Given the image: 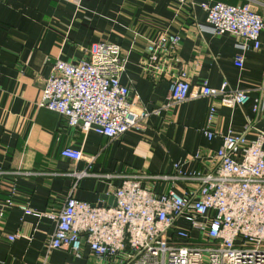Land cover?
<instances>
[{"label": "crops", "instance_id": "crops-1", "mask_svg": "<svg viewBox=\"0 0 264 264\" xmlns=\"http://www.w3.org/2000/svg\"><path fill=\"white\" fill-rule=\"evenodd\" d=\"M191 1L179 6L173 0H82L76 7L63 0H0V264H93L87 247L79 258L66 249L49 251L55 222L25 215L20 205L54 214L69 195L114 205V189L131 176L141 177L140 184L155 193L172 189L182 195L187 187L181 181L148 177L171 176L173 164L184 173L204 172L227 133L241 134L246 124L247 142L264 133V32L259 49L244 52L238 68L237 40L202 32L206 13L198 6L246 4L264 19V0ZM162 32L181 37L177 57L191 93L203 82L215 89L226 84L244 92L247 102L225 108L218 98L197 95L166 108L167 82H152L141 67L147 41ZM100 43L120 48L126 62L119 81L136 98L135 106L158 111L140 130L116 140L70 128L65 118L38 105L53 64H75ZM211 106H216L214 136L208 140L203 129ZM65 147L80 151L82 159L62 158ZM83 171L88 175L73 188L72 173ZM12 188L16 195L8 208Z\"/></svg>", "mask_w": 264, "mask_h": 264}, {"label": "built area", "instance_id": "built-area-1", "mask_svg": "<svg viewBox=\"0 0 264 264\" xmlns=\"http://www.w3.org/2000/svg\"><path fill=\"white\" fill-rule=\"evenodd\" d=\"M80 7L82 0H63ZM177 5L191 0H173ZM206 13L202 32L230 34L241 51L235 66L243 65V53L260 47L264 19L249 5L203 2ZM181 37L162 32L148 40L141 63L144 74L157 83L168 84L166 108L197 95L218 98L219 105L234 108L245 104L247 95L228 90L226 84L215 89L207 82L191 93L188 76L179 68L177 51ZM125 58L116 45L97 44L81 61L72 64L57 60L45 79L39 107L65 118L70 128L94 132L116 140L130 130H140L152 114L135 106L129 90L120 84ZM258 103L254 104V111ZM216 106H211L203 129L205 137L214 136ZM232 132L222 137L221 147L209 158L208 170L184 173L173 164L171 176H152V180L181 181L186 190L179 195L172 189L155 193L140 184L138 176L123 180L113 191L114 205L89 204L69 195L57 213L33 212L27 205L19 208L25 215L43 216L55 222L49 237V251L66 249L79 258L87 247L93 264H264V133L254 141ZM60 156L74 162L82 159L78 150L65 147ZM73 172L77 182L87 176ZM12 188L5 206H12ZM13 241L14 237L8 238Z\"/></svg>", "mask_w": 264, "mask_h": 264}]
</instances>
